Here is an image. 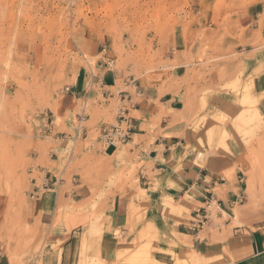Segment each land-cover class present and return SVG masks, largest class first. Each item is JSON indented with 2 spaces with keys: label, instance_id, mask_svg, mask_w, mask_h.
<instances>
[{
  "label": "rangeland",
  "instance_id": "1",
  "mask_svg": "<svg viewBox=\"0 0 264 264\" xmlns=\"http://www.w3.org/2000/svg\"><path fill=\"white\" fill-rule=\"evenodd\" d=\"M258 1L0 0V246L7 244L12 264H32L38 257L37 264H54L59 241H65L70 230L103 224L116 194L126 195L135 187L142 192L136 167L124 158V143L106 151L101 129L95 130L91 121L78 122L75 109L66 110L65 117L59 110L66 107L65 89L77 71L98 62L124 78L119 86L139 80L149 85L161 78L168 83L174 66L168 42L181 32L188 43L186 54L195 60L185 66L201 64L190 75L195 86L185 96V112L201 117L190 124L193 128L210 123L207 132L186 133L194 150L236 161L243 177L236 209L246 211L240 225L249 221L251 229L264 224V110L239 74L226 81L230 58L219 57L227 49L228 19ZM196 24L201 29L192 33ZM91 39L111 46L92 58L82 47ZM213 68L218 69L217 83H207L216 76ZM247 90L252 103L244 102ZM213 95L220 97L221 107L208 104ZM65 121L80 129L78 138L52 132L53 126L65 130ZM115 124L113 119L103 121V126ZM55 164L57 172H66L62 176L66 194L56 206L53 228L36 233L22 225L21 209L34 198L31 183L40 184L43 177L37 168L53 171ZM135 196L138 193L129 196V232L139 218L132 202ZM149 233L142 231L125 242L110 262L86 259L81 252L79 264H166L154 258ZM115 235L119 237L118 232ZM193 257H173L168 264H200Z\"/></svg>",
  "mask_w": 264,
  "mask_h": 264
},
{
  "label": "crops",
  "instance_id": "2",
  "mask_svg": "<svg viewBox=\"0 0 264 264\" xmlns=\"http://www.w3.org/2000/svg\"><path fill=\"white\" fill-rule=\"evenodd\" d=\"M228 20L229 36L224 39L228 50L225 49V54L219 53L220 58H230L226 81L239 74L264 110V0ZM200 26L194 25L192 33L199 31ZM110 46L100 44L98 39L85 40L82 45L92 58L106 53ZM187 46L183 32L169 40L168 58L174 66L168 83L161 78L160 82L149 85L139 80L125 81L119 86L117 82L124 78L103 68L102 62L77 71L66 93L69 94L64 100L66 107L59 112L65 117L66 110L75 109L78 122L91 121L96 130L102 128L104 120L118 122L122 110L131 129L129 139L123 144L124 158L136 167L142 192H137L135 187L126 195L116 194L103 224L70 230L67 239L59 241V258L56 256L54 264H79L81 252L86 259L110 262L124 249L125 242H131L147 230L152 237L150 246L154 258L166 264L173 257L190 255L200 260V264H264V224L252 226L253 229L249 228V221L240 225L246 211L236 209L243 183L236 161L215 152L204 153L198 147L194 150L196 145L187 134L210 130L209 120L193 128L190 124L201 117L185 112L188 104L185 96L195 86L190 75L192 71H199L201 65L194 62L192 66H185L188 61H195L186 54ZM213 72L216 73L214 80L208 79L207 83H217L218 69L213 68ZM207 101L213 108L221 107L220 97L216 95ZM115 110L117 113L113 115ZM63 125L65 130L53 126L52 132H67L66 136L78 138L76 132L80 129L74 128L72 121H65ZM81 131L87 136L86 129ZM200 154L203 158H198ZM196 161L201 165H196ZM52 167L53 171L37 168L43 177L38 179L40 184L37 180L31 183L34 198L25 203L20 213L22 225L36 233L53 228L56 206L61 195L66 194L62 193L66 185L62 176L66 172H57L56 164ZM133 193H138L132 202L139 218L133 220L134 231L129 232V196ZM203 212L207 222L201 229L192 231L196 216ZM7 249V244L0 246V264H12ZM52 253L53 249L46 258L48 263ZM37 259L32 264H37Z\"/></svg>",
  "mask_w": 264,
  "mask_h": 264
},
{
  "label": "built area",
  "instance_id": "3",
  "mask_svg": "<svg viewBox=\"0 0 264 264\" xmlns=\"http://www.w3.org/2000/svg\"><path fill=\"white\" fill-rule=\"evenodd\" d=\"M66 91L69 89L66 88ZM123 111H119L118 122L115 125L103 126L100 130L101 133V143L104 145L105 150L109 148H116L117 144H123L129 139L130 128H128V123L126 124V118L122 114ZM125 121V124L122 123ZM207 222L206 212L198 213L195 222L191 227L192 231H197L201 229Z\"/></svg>",
  "mask_w": 264,
  "mask_h": 264
},
{
  "label": "bare ground",
  "instance_id": "4",
  "mask_svg": "<svg viewBox=\"0 0 264 264\" xmlns=\"http://www.w3.org/2000/svg\"><path fill=\"white\" fill-rule=\"evenodd\" d=\"M244 102H249V103H252V99H251V97H250V95H249V93L248 92H246L245 94H244ZM248 103V104H249ZM250 105V104H249ZM110 149V148H109ZM110 151H108V153H109ZM57 259H58V257H57Z\"/></svg>",
  "mask_w": 264,
  "mask_h": 264
}]
</instances>
